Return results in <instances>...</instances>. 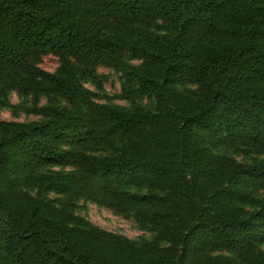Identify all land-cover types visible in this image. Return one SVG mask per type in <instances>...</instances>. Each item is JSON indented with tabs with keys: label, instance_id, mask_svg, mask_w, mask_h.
Instances as JSON below:
<instances>
[{
	"label": "trees",
	"instance_id": "1",
	"mask_svg": "<svg viewBox=\"0 0 264 264\" xmlns=\"http://www.w3.org/2000/svg\"><path fill=\"white\" fill-rule=\"evenodd\" d=\"M101 67L151 104L99 103ZM14 91L40 119H0V264H264V0H0Z\"/></svg>",
	"mask_w": 264,
	"mask_h": 264
},
{
	"label": "rangeland",
	"instance_id": "2",
	"mask_svg": "<svg viewBox=\"0 0 264 264\" xmlns=\"http://www.w3.org/2000/svg\"><path fill=\"white\" fill-rule=\"evenodd\" d=\"M133 64H139L140 61L132 60ZM60 65V59L53 54L43 55L39 60V66L48 72L54 73ZM102 76V85L100 88L92 87L98 93L97 101L103 104H115L127 108H133L137 105H149L151 100L146 97L138 95L128 96L123 92L122 80L120 74L115 71L101 67L98 70ZM11 103L10 108L0 107V119L6 121L30 122L40 119L39 116L26 113L17 106L25 105L32 106V98L24 97L17 92H11L9 95ZM47 98L41 99V105L47 104ZM51 198H57L59 195L50 193ZM258 196L264 198V192H259ZM76 214L87 219L96 226L102 229L124 235L132 240L150 239L153 233L148 229L142 227L134 216L128 214H121L112 209L100 207L96 204L79 200L76 202ZM264 250V244H261ZM221 254L228 255L224 251Z\"/></svg>",
	"mask_w": 264,
	"mask_h": 264
}]
</instances>
